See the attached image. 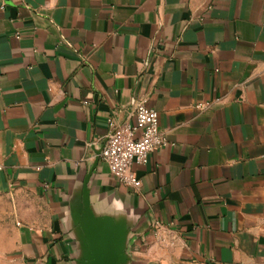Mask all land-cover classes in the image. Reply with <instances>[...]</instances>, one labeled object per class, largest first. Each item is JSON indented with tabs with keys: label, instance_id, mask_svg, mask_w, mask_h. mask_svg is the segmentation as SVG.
Wrapping results in <instances>:
<instances>
[{
	"label": "crops",
	"instance_id": "1",
	"mask_svg": "<svg viewBox=\"0 0 264 264\" xmlns=\"http://www.w3.org/2000/svg\"><path fill=\"white\" fill-rule=\"evenodd\" d=\"M144 102L166 146L99 158ZM264 264V0H0V264Z\"/></svg>",
	"mask_w": 264,
	"mask_h": 264
},
{
	"label": "built area",
	"instance_id": "2",
	"mask_svg": "<svg viewBox=\"0 0 264 264\" xmlns=\"http://www.w3.org/2000/svg\"><path fill=\"white\" fill-rule=\"evenodd\" d=\"M134 124H117L109 121L99 158L108 166L110 173L126 186L138 189L140 179L133 171L134 165H145L149 155L167 145L161 136L158 113L144 102L135 107Z\"/></svg>",
	"mask_w": 264,
	"mask_h": 264
},
{
	"label": "water",
	"instance_id": "3",
	"mask_svg": "<svg viewBox=\"0 0 264 264\" xmlns=\"http://www.w3.org/2000/svg\"><path fill=\"white\" fill-rule=\"evenodd\" d=\"M96 239H97L98 243L101 244L100 241H99V239H98V237H97V233H96ZM101 246H102L107 252H109V253L111 254V259H110V261L107 262L106 264H117V261H118V258H119V254L115 251V249H113V248H108V247H104L102 244H101Z\"/></svg>",
	"mask_w": 264,
	"mask_h": 264
}]
</instances>
